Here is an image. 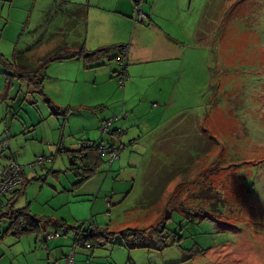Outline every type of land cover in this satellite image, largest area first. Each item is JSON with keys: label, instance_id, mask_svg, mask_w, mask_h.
<instances>
[{"label": "rangeland", "instance_id": "obj_1", "mask_svg": "<svg viewBox=\"0 0 264 264\" xmlns=\"http://www.w3.org/2000/svg\"><path fill=\"white\" fill-rule=\"evenodd\" d=\"M63 1L0 0V136L8 132L0 174L12 153L27 178L12 209L64 221L16 238L0 217V264H67L72 249L74 264H264V0H181L182 14L168 11L163 24L185 46L158 62L141 63L128 52L124 86L112 72L120 68L114 59L49 62L41 86L65 110L55 116L2 63L63 31L75 4L88 5V13L68 30L66 44L84 40L96 49L92 38H107L127 0ZM153 1L140 3L144 14ZM127 4L133 19L134 4ZM201 17L199 47L181 25ZM132 33L117 41L129 44ZM105 113L104 120L117 116L110 130L123 122L118 159L103 160L95 178L74 186L81 167L71 171L65 151L83 140L117 143L100 129L104 120L96 116ZM40 156L50 160L29 166ZM153 161L169 168L164 192L168 178L149 168ZM146 174L159 191L151 212L136 207ZM82 223L84 231L112 234L102 245L80 246L73 230ZM128 229L156 237L120 233Z\"/></svg>", "mask_w": 264, "mask_h": 264}, {"label": "trees", "instance_id": "obj_2", "mask_svg": "<svg viewBox=\"0 0 264 264\" xmlns=\"http://www.w3.org/2000/svg\"><path fill=\"white\" fill-rule=\"evenodd\" d=\"M141 1L142 0H132L134 4V15H135L136 7H139L141 9L139 5ZM64 2L65 1H63V3ZM75 5L76 6L73 11L74 17H71L69 22L66 23V26L63 31L50 35V37L45 41L43 42L40 41L36 43L33 47L27 49L24 52H16L13 55L11 62L2 63L3 66L5 67V72H7L6 71L7 69H9L11 70L10 73H13L14 75H17V77L26 80L29 88L32 91L39 93L43 97L49 109V113L55 116L64 115L65 110L55 105L49 98L44 96L41 84L44 78V70L49 62L63 60V59H79L86 64H89L91 62L95 64L105 59L106 60L114 59L116 62L119 63V60L121 58H123L126 62L127 47L125 44L102 46L93 50H87L85 48L84 40L83 41L81 40L79 43H73L71 46L66 44V33L68 32V30L76 26V24L80 20L85 21L87 17V10H88L87 5H81V4H75ZM142 14L145 17L144 20H146L147 16L143 12ZM238 16L245 20L247 19V17H245L244 15H238ZM196 42L200 43L197 37H196ZM202 46L204 45L202 44ZM119 66L122 69L121 65ZM114 72H116L118 75L119 69H117ZM7 75L11 76V74H7ZM115 130L116 129L108 131L110 137H112L111 138L112 140L114 139L113 137ZM101 146H102L101 143L97 144L90 140H83L77 144L76 150H72L70 152L65 151L66 156H68L70 159L71 171L76 170L77 167H81L80 168L81 173L79 175L78 174L76 175L77 180L73 184L74 186L76 185L78 186L85 179L89 178L94 172H96L100 163L103 161L100 150ZM156 163L157 161L151 162L149 168L150 169L156 168L157 170L154 172L158 173V175L162 176L165 179L168 178L167 180H163L161 183L162 189H160V192L162 191L164 192L166 183H168L169 180H171V177H169L170 175L168 174L169 168L165 167V165L161 164V162L157 164ZM158 169L159 171L160 170L161 171L158 172ZM147 175L148 174L144 176V180L147 188L146 189L144 188L141 197L136 203V207L141 209H149L150 210L149 212H151L154 211L155 209V207L153 206L154 203L151 199L156 197L155 195L156 193H159V191L157 192V190H154L152 188L153 184L149 185L150 180L147 177ZM26 181L27 178L25 177V173L23 171L22 183L20 184V186L15 187L9 194L3 195L5 196L3 200L0 198V217L5 216L10 220V224L8 226V232H11L14 237L19 238L25 234L38 232L40 228L43 229V226L46 223H52L53 225H55V227L63 228L64 226V223H62L63 220H54L49 216L36 217L29 213V211L27 210V206L16 210L12 209L13 200L16 197V195H18L23 191ZM152 207L154 208L152 209ZM87 224L88 226H90L92 222H87ZM82 225L83 223L80 224L78 228L73 230V234L75 237L74 241L76 242V244L80 246L86 247L87 243L89 244V248H92L93 246L99 244L102 245V242L105 241L106 236H108V234H112L108 232L106 228L99 229L97 227H92V228L89 227L88 230L84 231L83 229H81ZM120 233H123L124 235H132L138 237V239L144 238L145 236H147L146 234H148L147 232L142 233L137 229L136 230L128 229L126 232H120ZM46 235L47 234H45V239H46ZM153 235L154 233L152 232V236Z\"/></svg>", "mask_w": 264, "mask_h": 264}, {"label": "crops", "instance_id": "obj_3", "mask_svg": "<svg viewBox=\"0 0 264 264\" xmlns=\"http://www.w3.org/2000/svg\"><path fill=\"white\" fill-rule=\"evenodd\" d=\"M127 1L123 2V4L120 5L121 8L119 12H117L119 16H117L115 25L112 26L113 28L110 29L111 32L109 35H107V38L104 37L103 35L104 33L100 34L101 36L99 35V37L92 38V41L95 42V45L97 46L96 48L107 46V44H111L115 42H118V44H115V45L123 44L122 43L123 40L121 41L120 39L119 41H117V38L121 34H124L125 36L126 30L128 29H131L133 33H132V36H130V40H129L130 43L126 44L128 45L127 55H128V52L129 54L130 52H133L136 56L135 59L141 63L142 62H158V61L164 60L167 58V54L169 52H171L172 50L179 52V47H181L180 45L185 46V44L180 41L177 33L171 31L169 27L168 28L165 27L166 24L165 25L163 24L168 11H171L172 15H180V13L182 14L183 7L181 5V0H154L152 5L149 7V10H147L145 14L147 16L146 20L148 21L145 27L138 26L140 22L138 23L133 22L132 15H131V8L130 7L128 8ZM141 2H143V0ZM87 13H88V10H87ZM188 13L189 12L187 10L186 14ZM201 20H202V17L200 21H198L197 23V21L192 19L191 24H190V20L188 19L186 23L182 22V25H181L182 30L184 32H188L189 34H191L195 45L199 47L200 46L202 47V45L196 42V37H197V33L199 32V26H200ZM114 38H116V41H113ZM134 44H137V45L134 46ZM114 71L115 70H113L112 72ZM137 77L138 76L135 75V78ZM133 84L134 82L133 83L131 82V85ZM107 114L108 113L100 114L96 117L98 120L102 121L104 120ZM119 127L123 128V122L119 123ZM8 158L13 159L14 158L13 154L10 153ZM4 164L2 165V167L4 166ZM97 171H98V168L96 172H94L89 178H91L92 176L95 178ZM84 181H86V179ZM95 183H97V180H95ZM147 235L150 236L152 235V233L150 235L149 234Z\"/></svg>", "mask_w": 264, "mask_h": 264}, {"label": "built area", "instance_id": "obj_4", "mask_svg": "<svg viewBox=\"0 0 264 264\" xmlns=\"http://www.w3.org/2000/svg\"><path fill=\"white\" fill-rule=\"evenodd\" d=\"M144 19H145V17L142 14L141 9L139 7H136L135 8V16L133 18V21L134 22H140ZM118 64L121 65V67H122V69L119 68V72L117 75L118 76V84L120 86H124L125 81L128 79L127 72H126V68H127L126 62L123 58H121L119 60ZM153 105H156V104L153 103ZM116 117L108 118V119L104 120L100 126V129L102 131L108 132L110 130L109 126L113 123V121L117 120ZM123 117H124V114L122 113L120 119L123 120L122 119ZM122 134H123L122 128L118 127L115 130L114 137H113L115 142H117V143L110 145V146H107V147H104V146L100 147L101 156H102L104 161H106L108 163H112L114 160H116V158L118 159L119 151L121 148L120 138H121ZM7 148H8V132L6 130L0 136V152L4 149H7ZM44 160L48 161V160H50V158H45L44 156L36 157L34 162L31 163L29 166L41 165V164H43ZM23 171H24L23 166L19 165L13 159H9L7 164L2 167L1 174H0V197L5 195V194L6 195L9 194L15 187L20 186V184L22 183ZM54 236H58V232H55L54 234H47L46 238L49 239V238H52ZM86 248H89L88 243L86 244ZM73 254H74V251L72 249L71 252L68 254V256H66V263L67 264H74Z\"/></svg>", "mask_w": 264, "mask_h": 264}, {"label": "clouds", "instance_id": "obj_5", "mask_svg": "<svg viewBox=\"0 0 264 264\" xmlns=\"http://www.w3.org/2000/svg\"><path fill=\"white\" fill-rule=\"evenodd\" d=\"M120 142H121V140H120Z\"/></svg>", "mask_w": 264, "mask_h": 264}]
</instances>
